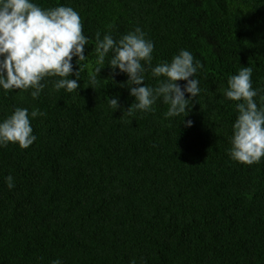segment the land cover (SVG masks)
Instances as JSON below:
<instances>
[{
  "label": "trees",
  "instance_id": "obj_1",
  "mask_svg": "<svg viewBox=\"0 0 264 264\" xmlns=\"http://www.w3.org/2000/svg\"><path fill=\"white\" fill-rule=\"evenodd\" d=\"M34 2L79 12L88 67L73 92L55 90L59 77L46 78L38 99L0 89V120L17 106L46 113L32 120L30 147H0V264H264V158L228 155L236 102L221 93L244 66L264 88V0ZM136 27L155 44L153 66L181 49L204 64L199 103L185 117L192 127L166 119L162 100L123 115L135 100L128 76L113 73L112 53L96 64V33L118 40ZM115 95L122 109L109 106Z\"/></svg>",
  "mask_w": 264,
  "mask_h": 264
},
{
  "label": "clouds",
  "instance_id": "obj_2",
  "mask_svg": "<svg viewBox=\"0 0 264 264\" xmlns=\"http://www.w3.org/2000/svg\"><path fill=\"white\" fill-rule=\"evenodd\" d=\"M87 44L89 38L84 34L82 18L73 7L58 4L42 8L34 0H0V89L5 94L31 90V97L38 99L47 86L46 78L59 77L53 82L56 91L78 90L81 72L88 67L87 64L82 67V62L88 58L85 55ZM154 49V42L141 27L118 40L111 31L104 34L103 39L99 31L96 33V64L103 65L105 57L112 53L108 64L113 73L128 76L126 86L135 100L124 109L123 115L134 117L138 111H154L153 106L162 100L168 105L166 119L183 116L182 123L192 127L193 121L185 117L202 92L197 73L204 69V64L189 50L181 49L170 62L162 61L153 66ZM74 58L78 68L73 63ZM101 69L96 66L89 73L93 88ZM149 72L158 81L155 86L145 83ZM252 76V67H241L237 74L229 76L228 87L221 89L226 99L236 102L237 111L228 155L248 165L258 164L264 158V88H254ZM111 79L114 80V76ZM178 81L185 83L181 85ZM109 106L114 110L123 108L119 95L110 97ZM45 115L39 108L30 111L27 107H15L0 120V147H7L9 143L23 149L30 147L37 140L32 120ZM5 182L10 190L15 188L13 175H7ZM52 264L63 262L56 259Z\"/></svg>",
  "mask_w": 264,
  "mask_h": 264
}]
</instances>
